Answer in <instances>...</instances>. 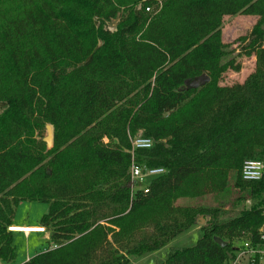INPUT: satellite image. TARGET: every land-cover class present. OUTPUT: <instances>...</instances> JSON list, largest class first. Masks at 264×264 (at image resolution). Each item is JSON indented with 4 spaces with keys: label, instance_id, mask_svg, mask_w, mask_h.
Wrapping results in <instances>:
<instances>
[{
    "label": "trees",
    "instance_id": "trees-1",
    "mask_svg": "<svg viewBox=\"0 0 264 264\" xmlns=\"http://www.w3.org/2000/svg\"><path fill=\"white\" fill-rule=\"evenodd\" d=\"M236 14L258 16L240 51L255 69L218 85L241 69L222 40ZM263 25L264 0H0V260L16 258L8 227L23 200L49 204L51 245L25 264H129L201 216L197 242L170 246L162 264H229L237 242H257L264 176L241 169L264 161ZM138 134L155 144L135 161L165 169L147 191L130 186ZM210 193L216 205L198 200Z\"/></svg>",
    "mask_w": 264,
    "mask_h": 264
},
{
    "label": "rangeland",
    "instance_id": "rangeland-1",
    "mask_svg": "<svg viewBox=\"0 0 264 264\" xmlns=\"http://www.w3.org/2000/svg\"><path fill=\"white\" fill-rule=\"evenodd\" d=\"M258 20V16L256 15H224L222 18V40L226 44L227 51V59L234 58L237 63L241 64L240 70H234L231 68H227L221 73V77L218 79V85H232L234 83L243 82L246 77L255 69L256 64V56H246L241 54V47L244 46L248 41L244 40L247 38L255 23ZM117 21H113L110 25L111 30L116 29ZM264 27V25H263ZM199 88V87H198ZM47 135L46 128L42 131V138ZM154 177L153 176H145V183H149ZM211 194V195H210ZM209 195L200 196L198 200L201 202H205L210 206L216 205V199L210 193ZM180 203H193L194 198H179ZM251 201H246L245 206H251ZM244 206V203H240L237 208H241ZM49 211V204L37 201H29L23 200L19 203L16 208L14 219L16 223L26 225V224H38L41 221V218L44 214ZM233 211H228V213L224 216L227 217ZM208 220L209 217L205 218L204 223ZM201 222H197L196 228H192L188 232H185L178 237H176L171 243L162 249L152 252L148 255L138 257H131V262L129 264H162L166 260L169 255L170 246L172 247H185L194 245L198 238L201 235L200 224ZM13 225V224H12ZM15 226V225H14ZM21 226V225H20ZM45 227V226H42ZM9 230V229H8ZM21 230L25 231H38L37 226H31L29 228H22ZM45 236L43 234L31 233L28 235L24 233H13L14 237V245L16 246V258L13 262H3L0 260V264H23L26 261V258L29 255H32L36 252H41L43 245L46 242L45 238L48 235V230H45ZM236 244L240 245L241 243L237 242ZM51 246L48 244L47 247ZM39 250V251H38ZM231 263V262H230ZM229 263V264H230ZM245 264V263H243Z\"/></svg>",
    "mask_w": 264,
    "mask_h": 264
},
{
    "label": "built area",
    "instance_id": "built-area-1",
    "mask_svg": "<svg viewBox=\"0 0 264 264\" xmlns=\"http://www.w3.org/2000/svg\"><path fill=\"white\" fill-rule=\"evenodd\" d=\"M146 10H150L149 7ZM155 144L153 138L143 136L138 134L131 138V154L132 162L130 166V176L131 182L130 186L133 190L137 188H144L145 191L148 190V183H145V176H159L165 172L162 167L144 168L142 165L138 164L134 159V152L139 149H151ZM242 178L246 181H258L264 176V161L259 159H247L243 162L241 169ZM264 216V210H263ZM28 226V225H21ZM14 225H10L8 229L13 232H45V227L39 226L38 229L41 231H22L13 230ZM256 261L264 263V223L259 230V240L257 242L251 241V239L244 240L237 249L235 258L230 264H254ZM25 264V263H23Z\"/></svg>",
    "mask_w": 264,
    "mask_h": 264
},
{
    "label": "water",
    "instance_id": "water-1",
    "mask_svg": "<svg viewBox=\"0 0 264 264\" xmlns=\"http://www.w3.org/2000/svg\"><path fill=\"white\" fill-rule=\"evenodd\" d=\"M210 77L207 74H202L200 76H197L195 78H193L192 80H187V85L194 87V88H198L204 84H206L207 82H209ZM46 130H47V135L44 137V141L47 144L48 148H51L53 145V138H54V131H53V126L51 124H47L46 125ZM205 218L203 216L200 217V224H204ZM216 241L221 244L222 246H225L227 244L226 241H224L221 238H216Z\"/></svg>",
    "mask_w": 264,
    "mask_h": 264
},
{
    "label": "crops",
    "instance_id": "crops-1",
    "mask_svg": "<svg viewBox=\"0 0 264 264\" xmlns=\"http://www.w3.org/2000/svg\"><path fill=\"white\" fill-rule=\"evenodd\" d=\"M41 222V221H40ZM13 225H22V224H18V223H16V221H15V219H14V221H13V223H12ZM26 225H28V226H43V225H41V223H38V224H26ZM193 228H196V227H193ZM38 230V229H37ZM13 233H23V232H13ZM31 233H37V234H43V236H45L44 234L46 233V232H31ZM31 233H24V234H26V235H28L29 236V234H31ZM50 235H49V232H48V235H46V238H45V240H46V242H48L49 243V237ZM48 243H45V245H43V247L41 248V249H39V250H45V249H47V246H48ZM38 250V251H39ZM37 253H39V252H36V253H34V254H32V255H29L27 258H26V261L25 262H27L31 257H33L34 255H36Z\"/></svg>",
    "mask_w": 264,
    "mask_h": 264
},
{
    "label": "bare ground",
    "instance_id": "bare-ground-1",
    "mask_svg": "<svg viewBox=\"0 0 264 264\" xmlns=\"http://www.w3.org/2000/svg\"><path fill=\"white\" fill-rule=\"evenodd\" d=\"M15 227H19V228H13V230H21L22 228H29L31 226H20V225H15ZM39 226H37V229H38ZM22 231H25V230H22ZM38 231H41V230H38ZM26 232V231H25Z\"/></svg>",
    "mask_w": 264,
    "mask_h": 264
}]
</instances>
